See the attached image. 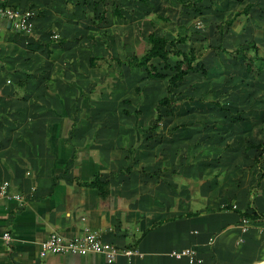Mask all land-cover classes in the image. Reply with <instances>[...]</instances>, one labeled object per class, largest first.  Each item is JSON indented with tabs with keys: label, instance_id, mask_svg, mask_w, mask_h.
<instances>
[{
	"label": "crops",
	"instance_id": "obj_1",
	"mask_svg": "<svg viewBox=\"0 0 264 264\" xmlns=\"http://www.w3.org/2000/svg\"><path fill=\"white\" fill-rule=\"evenodd\" d=\"M155 1L4 0L32 16L28 31L0 17V264H190L171 254L190 246L198 250L195 264H264V215L248 218L245 231L239 211L264 214V185L235 181L244 165L253 168L250 142L215 145L211 126L204 125L210 108L204 102L165 112L175 120L173 136L141 134L148 123L141 100L129 98L134 111L122 105L117 118L104 111L110 93L96 89L108 75L98 70L100 59L109 57V47L116 52L109 58L117 59L118 45L135 43L110 32V25L117 17L122 29L146 31L156 25L148 17ZM155 9L158 19L171 23ZM104 11L106 19L95 24L92 13ZM150 30L171 35L167 27ZM99 175L110 185H89ZM87 230L134 252L114 262L94 253L40 255L52 233L71 238Z\"/></svg>",
	"mask_w": 264,
	"mask_h": 264
},
{
	"label": "rangeland",
	"instance_id": "obj_2",
	"mask_svg": "<svg viewBox=\"0 0 264 264\" xmlns=\"http://www.w3.org/2000/svg\"><path fill=\"white\" fill-rule=\"evenodd\" d=\"M210 2L211 0H206L202 5L197 4L199 7H206L205 10L197 11L195 10L196 6L187 7L182 3L180 4L178 0H156L151 5L153 10H150L151 15L148 16L150 19L156 20V25L147 26L148 29L146 31L139 29V26L125 27L128 25L126 20H123L125 28L122 29L117 17L114 18L115 22L110 25L109 29L112 30L110 32L118 35L122 32V35H127V43L132 42V40L135 42L131 45L126 44L124 46L122 43L118 45V56L120 57L117 59L122 60L133 52L142 55L147 44L145 42L146 35L151 28H171L167 32H170L172 36H177L178 33L185 31L182 30L184 28L181 25L179 27V24H184L187 27L185 32L187 33L188 31L192 36L187 45L189 47L195 46L200 52L204 53L203 59L208 61L207 68L209 72L207 76L192 72L179 84L178 88H173L172 96L175 98V105L184 104L186 106L189 104L194 106L193 108L195 109L204 102L210 106L207 113H205L204 125L207 124L205 128L209 129L211 126L208 135L213 137L212 141L216 142L214 143L215 145H220L221 142L226 141L230 145L239 146H242V144L247 145L253 141L254 143L261 142V140H264V59H260L259 62L262 66L261 70L247 73L245 67L251 58L254 59L258 56L257 52L264 58V0H214V3L211 2V4ZM248 2H255L250 14H242L233 24L228 25L227 21L232 19L235 12L243 9ZM156 7L165 11V15L171 20V23L158 19L156 13H154ZM165 7L167 10H165ZM220 24H224V31L222 32L219 27ZM197 29L202 31L198 32ZM219 42L223 43L225 49L233 52L239 46L245 47L247 48L246 53H240L238 56L234 54L232 57L220 50L209 48L210 44L218 45ZM252 44L257 45L258 51L256 48L250 47ZM109 48L107 51L109 57H115L116 52ZM109 57L100 59L99 65L101 67L98 70L108 72V75L103 76L101 78L103 81L98 86L96 85V89L103 88L102 91L104 93H110L109 102L106 103L108 107L104 111L111 112V116H116L115 118L121 114L120 108L122 105L134 111L133 105L130 107L129 104L121 102L122 96L120 94L131 98L135 103L141 100L138 108L141 107L143 109L144 118L149 123L146 122L147 127H143L145 131L141 132V134L143 136L151 134L173 136L177 131H173L175 120H172L171 116L168 118L164 117L156 132L149 130V125L153 119L152 116H154L157 109L158 100L167 94L166 86L168 81L150 79L145 74L144 69L136 66L129 67L126 62L123 65H118L116 58ZM231 57L237 60H232ZM125 60L126 58L123 61ZM175 60L176 58L173 57L171 62L175 63ZM156 62L159 61L156 60ZM256 67L254 65V68ZM162 70L165 71L164 69ZM136 87H141L142 92L137 93ZM115 90L120 92L118 98L112 95V93L116 92ZM96 93L98 92L95 90V97H97ZM215 101H220L224 108L222 109L221 106L219 107L215 104ZM103 109L101 110L103 111ZM161 109L167 112L165 107ZM194 113L197 112L194 111ZM186 120H190V118L182 119V121ZM180 126L183 125L177 126V129ZM206 149L203 148L202 151L206 153ZM231 150L232 152L234 151L232 148ZM260 152L261 150L254 149L250 153L257 156ZM189 156L191 158L194 157L193 153H189ZM217 161L215 169L218 171L219 165ZM245 161L249 160L246 159ZM248 167L249 165L246 168L244 165V169L239 170L240 172L235 177L236 183L239 182L249 186L264 185V172L262 170L264 169V162L260 163L253 159V168L251 167L250 170ZM226 168H229V165ZM220 169L224 170V168ZM216 174L217 176L219 175L217 172ZM221 180L224 182L226 178L222 176ZM229 183L230 181L225 184L229 185Z\"/></svg>",
	"mask_w": 264,
	"mask_h": 264
},
{
	"label": "trees",
	"instance_id": "obj_3",
	"mask_svg": "<svg viewBox=\"0 0 264 264\" xmlns=\"http://www.w3.org/2000/svg\"><path fill=\"white\" fill-rule=\"evenodd\" d=\"M142 3H145L146 5H149V0H140ZM199 1L203 0H183L181 3L184 6L187 7H193L196 6L195 10L202 11L206 7H200L198 8L197 4ZM211 2L214 3V0H211ZM98 2H95L94 11L96 10ZM255 6V2H248L243 9L237 10L233 16L232 19L227 21L228 25H231L234 23V21L239 18L242 14L249 15L252 8ZM93 22L95 24L102 22L106 19V12H102L98 17L96 16V13H92ZM163 17V16H162ZM220 31H224V24H220ZM190 40V36L185 33H178L177 36H171L166 34H158L156 32H151L148 36V41L145 47V51L142 55H133L130 58H127L125 61L121 59H117V63L119 65H122L123 63H127L129 66L134 67L138 66L140 68L145 69L146 74L148 78L150 79H156V80H167L168 85L166 87L167 94L161 98H159L157 103V110L156 114L154 116V121L152 122L150 126V130L152 132L159 129L160 125L163 122V119L165 117V112L162 111L161 108H166L167 112L172 111L175 107V98L172 96L173 88H178L179 84L183 82L186 77L192 73V72H198L199 74L208 75V63L203 59L204 53L200 52L197 47L195 46H188V41ZM210 44L209 48L220 50L226 55L232 56L234 54H237V56L240 53H246L247 48L239 46L236 51H229L223 47V43L219 42V44ZM188 46V47H187ZM252 48H256L258 51V47L256 44L250 45ZM257 57L254 59H250V62L246 64V71L247 73L256 72L257 70H261L262 66L259 63L260 59L263 60L264 58L260 56L257 52ZM175 57V63L171 62V58ZM233 57V56H232ZM232 60H237L236 58H232ZM245 57H247L245 55ZM92 63L95 64L97 61L96 57L92 58ZM158 60L159 62H156ZM230 60V61H232ZM96 65V64H95ZM254 65L257 67L254 68ZM164 69L165 71H163ZM137 93H141L142 89L141 87H136ZM124 102L126 104H132L131 99H125ZM215 104H217L219 107L223 109L220 101H215ZM125 113L127 115H131V111L125 109ZM136 114L140 115L142 114L141 110H136ZM242 119V118H241ZM264 120V116H263ZM177 128V127H176ZM175 128V129H176ZM247 151L252 149H259L261 150V153L254 157L256 161L261 162L264 161V142H260L259 144H255L253 142H250L247 146ZM91 186H109V181H102L99 176H96V178L93 179V181L89 184ZM241 215L243 217L250 218L252 220L256 218L262 217L264 214L258 212L255 210L254 213L250 214L247 211L239 210Z\"/></svg>",
	"mask_w": 264,
	"mask_h": 264
},
{
	"label": "built area",
	"instance_id": "obj_4",
	"mask_svg": "<svg viewBox=\"0 0 264 264\" xmlns=\"http://www.w3.org/2000/svg\"><path fill=\"white\" fill-rule=\"evenodd\" d=\"M32 12L12 8L0 0V17L7 18L12 21L13 25L22 31L30 29ZM4 188L3 191H5ZM244 230L249 229V219L244 218ZM4 239L9 242L11 240L10 233L3 235ZM133 250H120L116 245L103 240L102 236L95 231L87 230L81 235L66 238L60 233H52L46 240L41 242L40 255L45 257L49 254H74L89 255L103 254L109 262H114L121 254L132 255ZM175 258H189L190 264L199 262L197 258L198 250L195 247H185L183 249H174L171 253Z\"/></svg>",
	"mask_w": 264,
	"mask_h": 264
}]
</instances>
